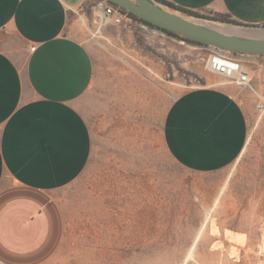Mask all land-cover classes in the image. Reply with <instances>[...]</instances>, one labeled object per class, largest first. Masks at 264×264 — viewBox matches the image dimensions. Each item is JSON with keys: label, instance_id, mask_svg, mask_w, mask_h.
Returning <instances> with one entry per match:
<instances>
[{"label": "rangeland", "instance_id": "1", "mask_svg": "<svg viewBox=\"0 0 264 264\" xmlns=\"http://www.w3.org/2000/svg\"><path fill=\"white\" fill-rule=\"evenodd\" d=\"M98 26L92 17L79 35L96 65L80 100L93 156L67 191L65 239L48 264H264L257 96L233 84L253 107L242 156L219 172H188L165 148L164 121L179 95L206 85L198 71L207 70L209 53L155 28L158 37Z\"/></svg>", "mask_w": 264, "mask_h": 264}, {"label": "crops", "instance_id": "2", "mask_svg": "<svg viewBox=\"0 0 264 264\" xmlns=\"http://www.w3.org/2000/svg\"><path fill=\"white\" fill-rule=\"evenodd\" d=\"M99 1L0 0V264H48L62 248L67 191L94 150L80 100L96 65L79 35L99 13ZM166 1L202 15H226L247 28L264 26V0ZM108 24L97 25L104 32ZM241 59L264 92V55ZM198 73L206 85L175 99L163 141L184 170L214 173L247 148L253 107L233 83L208 69Z\"/></svg>", "mask_w": 264, "mask_h": 264}, {"label": "water", "instance_id": "3", "mask_svg": "<svg viewBox=\"0 0 264 264\" xmlns=\"http://www.w3.org/2000/svg\"><path fill=\"white\" fill-rule=\"evenodd\" d=\"M107 1L144 22L204 46L241 55H264V28L222 27V23L185 16L155 0Z\"/></svg>", "mask_w": 264, "mask_h": 264}, {"label": "built area", "instance_id": "4", "mask_svg": "<svg viewBox=\"0 0 264 264\" xmlns=\"http://www.w3.org/2000/svg\"><path fill=\"white\" fill-rule=\"evenodd\" d=\"M97 8L99 13L94 17V22L96 24L100 25L104 22L122 27L128 31L140 29L144 32H147V30L156 32V30L148 25L134 20L127 15L123 9L107 0H100ZM79 11L85 13L84 8H81ZM203 47H206L209 53L207 69L225 79H228L239 88H247L251 90L258 99L257 109L259 111H264V96L253 86L251 72L245 61L241 59V54H235L213 47Z\"/></svg>", "mask_w": 264, "mask_h": 264}, {"label": "trees", "instance_id": "5", "mask_svg": "<svg viewBox=\"0 0 264 264\" xmlns=\"http://www.w3.org/2000/svg\"><path fill=\"white\" fill-rule=\"evenodd\" d=\"M167 7H169L170 9L172 10H177V11H180L183 15L185 16H193L195 18H199V19H205V20H210V21H215V22H219V23H222V24H230V25H235V26H244L238 22H236L235 20H232L229 16H226V15H212V16H207V15H202L200 13H197V12H192V11H188V10H184L180 7H177L173 4H171L170 2L166 1V0H155ZM127 15H129L130 17H132L134 20L138 21V22H142L146 25H148L149 27L151 28H155L157 30H160L162 31L163 33L171 36V37H174V38H177L181 41H184V42H187V43H190V44H193V45H199V46H204L200 43H197V42H193V41H190V40H187V39H184L182 38L180 35L178 34H174L172 32H169V31H166V30H162L150 23H147V22H144L143 20H141L139 17L133 15V14H130L128 13L127 11L123 10ZM264 27V26H262Z\"/></svg>", "mask_w": 264, "mask_h": 264}, {"label": "bare ground", "instance_id": "6", "mask_svg": "<svg viewBox=\"0 0 264 264\" xmlns=\"http://www.w3.org/2000/svg\"><path fill=\"white\" fill-rule=\"evenodd\" d=\"M147 31H149V30H147ZM149 33H150V34H154L155 32H153V31H149ZM209 212H210V211H209ZM205 224H206V223H205ZM205 224H204V226H205ZM204 226H203V227H204ZM190 256H191V255H190Z\"/></svg>", "mask_w": 264, "mask_h": 264}]
</instances>
